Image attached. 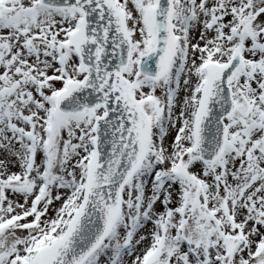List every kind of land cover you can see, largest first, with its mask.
<instances>
[{
    "label": "snow or ice",
    "instance_id": "6c2138e0",
    "mask_svg": "<svg viewBox=\"0 0 264 264\" xmlns=\"http://www.w3.org/2000/svg\"><path fill=\"white\" fill-rule=\"evenodd\" d=\"M0 264H264V0H0Z\"/></svg>",
    "mask_w": 264,
    "mask_h": 264
}]
</instances>
